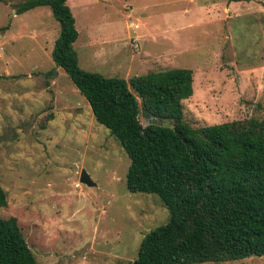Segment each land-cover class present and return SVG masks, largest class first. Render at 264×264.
<instances>
[{
    "label": "rangeland",
    "instance_id": "obj_1",
    "mask_svg": "<svg viewBox=\"0 0 264 264\" xmlns=\"http://www.w3.org/2000/svg\"><path fill=\"white\" fill-rule=\"evenodd\" d=\"M24 1L0 0V219H15L36 264H131L168 212L155 195L125 190L128 158L62 69L44 77L54 68L58 25L47 7L15 15ZM66 6L81 70L124 80L191 70L192 95L182 108L192 127L264 116V0ZM82 170L93 187L78 182Z\"/></svg>",
    "mask_w": 264,
    "mask_h": 264
},
{
    "label": "trees",
    "instance_id": "obj_2",
    "mask_svg": "<svg viewBox=\"0 0 264 264\" xmlns=\"http://www.w3.org/2000/svg\"><path fill=\"white\" fill-rule=\"evenodd\" d=\"M47 7L58 25L50 58L84 98L94 121L126 157L125 190L155 195L168 212L139 242L131 264H202L264 258V116L192 127L182 101L192 71L148 72L127 80L81 70L66 0H25L15 15ZM167 127L141 121L140 111ZM6 195L0 186V207ZM0 264H36L14 218L0 219Z\"/></svg>",
    "mask_w": 264,
    "mask_h": 264
},
{
    "label": "water",
    "instance_id": "obj_3",
    "mask_svg": "<svg viewBox=\"0 0 264 264\" xmlns=\"http://www.w3.org/2000/svg\"><path fill=\"white\" fill-rule=\"evenodd\" d=\"M141 118L144 120H148L150 124L161 126V127H167L168 125L166 123H160L156 121L154 118L150 117L144 110L140 111ZM78 182L82 185H85L87 187H93L94 184L89 179L88 175L82 170L79 174ZM253 256V255H251Z\"/></svg>",
    "mask_w": 264,
    "mask_h": 264
},
{
    "label": "built area",
    "instance_id": "obj_4",
    "mask_svg": "<svg viewBox=\"0 0 264 264\" xmlns=\"http://www.w3.org/2000/svg\"><path fill=\"white\" fill-rule=\"evenodd\" d=\"M132 28H133V29H136V25L133 24V25H132ZM133 48H134V49H137L136 45H133Z\"/></svg>",
    "mask_w": 264,
    "mask_h": 264
}]
</instances>
